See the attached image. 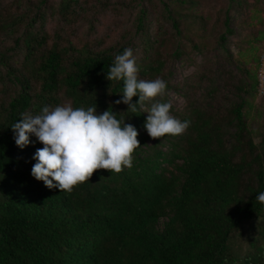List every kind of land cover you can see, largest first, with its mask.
Instances as JSON below:
<instances>
[{
  "label": "trees",
  "instance_id": "obj_1",
  "mask_svg": "<svg viewBox=\"0 0 264 264\" xmlns=\"http://www.w3.org/2000/svg\"><path fill=\"white\" fill-rule=\"evenodd\" d=\"M201 3L0 0V264H264V204L256 200L264 192V112L254 102L253 68L264 30L247 40L244 64L228 42L245 1L228 0L223 16L215 18L221 49L186 82L184 108L170 110L190 121L183 134L152 139L145 128L149 113L116 104L124 81L107 79L115 56L131 48L138 79H163L166 94L156 100L168 102L172 85L159 75L187 50L180 40L170 53L163 45L182 37L192 49L208 50L211 13ZM135 4L138 51L136 44L79 33L84 22L95 29L96 20L103 21L95 14ZM187 19L202 27L195 37ZM154 21L158 27L152 29ZM138 100L134 96L132 103ZM68 102L96 106L98 114L110 109L136 127L141 145L130 168L99 169L71 192L32 175L34 154L44 145L30 134L31 143L19 147L11 126L22 113ZM245 234L247 248L237 253L232 240Z\"/></svg>",
  "mask_w": 264,
  "mask_h": 264
},
{
  "label": "clouds",
  "instance_id": "obj_2",
  "mask_svg": "<svg viewBox=\"0 0 264 264\" xmlns=\"http://www.w3.org/2000/svg\"><path fill=\"white\" fill-rule=\"evenodd\" d=\"M139 68L133 50L127 48L115 56L107 79L123 80V96L115 103L129 105L131 113L147 112L145 128L152 139L166 135H181L190 121H181L171 114V101L160 102L166 94L167 83L138 79ZM137 103H132L134 96ZM150 104V107L147 105ZM22 120L11 128L16 144L24 148L34 134L44 145L37 149V161L32 175L49 188L71 192L74 187L91 179L99 169L119 173L131 167L133 153L141 145L135 126L116 117L113 111L98 114L96 106L76 107L70 102L55 107L44 106L39 114L22 113ZM264 204V192L256 196Z\"/></svg>",
  "mask_w": 264,
  "mask_h": 264
},
{
  "label": "rangeland",
  "instance_id": "obj_3",
  "mask_svg": "<svg viewBox=\"0 0 264 264\" xmlns=\"http://www.w3.org/2000/svg\"><path fill=\"white\" fill-rule=\"evenodd\" d=\"M243 1H245L244 8L242 9L243 12H236L235 33L230 35L228 40L229 46L234 54V58L242 60V62L244 60L248 61L249 59L248 53H246V49L249 47L247 40L250 38L253 40L256 35L261 34L259 33L260 31L264 30V0ZM201 2V5H204V9L208 13H211L210 20L207 24L206 38L204 39V42H206L208 45V50L204 48L203 52H199L195 49H192L190 41L182 37L169 40L165 45H163V51L165 53H170L173 51L175 45L181 41L187 50V54H185L184 57L171 58L163 69V74L159 75L160 77L165 76L172 85V88L168 90V97L169 101H171L174 107V110L176 111L182 110L186 105V99L183 94L186 88V82L197 72H203V69L210 64L209 62L207 63V60L210 58V56L216 55L221 49L216 41L220 29L219 25L217 27L215 26L214 21L218 15L223 16L228 0H201ZM139 8L140 6L136 4L133 6L124 5L119 11H116L115 9H108L106 11V15L101 16L100 13H97L95 14L96 19L100 17L103 19V21L96 20L97 22L95 23V29L90 27V24L84 22L82 28L79 29V33L86 37L90 36V38L93 40L105 39L104 41L106 43L113 42L114 40H120L124 43H128L129 46L136 44L134 48H136L138 51V48H140L138 44L140 43L141 38L139 37L138 33L135 32L137 29L135 26V20L137 18ZM163 19L164 18H162V20ZM189 23H193L191 27L194 29L193 32L189 33L191 37H195L194 34L197 33L196 31H202L201 25H199L197 22H194L192 19H187L186 26H188ZM154 27H158V24H155V21L152 23V29ZM165 29L167 28L164 27L163 31ZM187 31L189 32V29ZM260 40L261 47L259 50L260 54L258 63L253 67L256 74L258 68L260 67L261 57L264 56V37ZM196 41L199 42L202 40L200 37H197ZM251 47L252 49H255V51L257 50L256 45ZM141 54L142 53H140V55ZM206 63L207 65H204ZM232 68L236 70L235 67L232 66ZM246 68L249 70L251 65L248 64ZM238 74L245 76V78L247 77V75H245V71L244 73L239 71ZM173 86H177L179 89L176 90L173 88ZM204 92L205 88H202L198 91V96ZM261 92V86L257 80L254 102L260 107V110L264 112V93ZM256 122L260 123L262 122V119L257 117ZM247 228L249 231L250 227L247 226ZM246 236L247 234H245V236L241 235L232 240V247L237 253L244 252L246 250Z\"/></svg>",
  "mask_w": 264,
  "mask_h": 264
},
{
  "label": "built area",
  "instance_id": "obj_4",
  "mask_svg": "<svg viewBox=\"0 0 264 264\" xmlns=\"http://www.w3.org/2000/svg\"><path fill=\"white\" fill-rule=\"evenodd\" d=\"M257 76H258V82L259 85L261 86V93H264V56L261 57L260 60V67L257 70Z\"/></svg>",
  "mask_w": 264,
  "mask_h": 264
}]
</instances>
